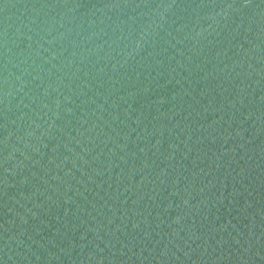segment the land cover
<instances>
[{"label":"water","instance_id":"95a60500","mask_svg":"<svg viewBox=\"0 0 264 264\" xmlns=\"http://www.w3.org/2000/svg\"><path fill=\"white\" fill-rule=\"evenodd\" d=\"M0 264H264V0H0Z\"/></svg>","mask_w":264,"mask_h":264}]
</instances>
